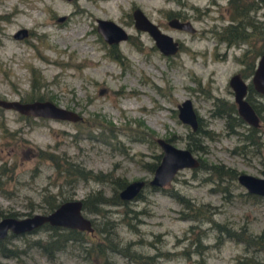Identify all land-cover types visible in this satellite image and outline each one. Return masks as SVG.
Listing matches in <instances>:
<instances>
[{"label": "rangeland", "instance_id": "rangeland-1", "mask_svg": "<svg viewBox=\"0 0 264 264\" xmlns=\"http://www.w3.org/2000/svg\"><path fill=\"white\" fill-rule=\"evenodd\" d=\"M227 3L0 0V97L28 99L39 93L82 116L71 120L26 115L0 105V216L10 211L16 216L43 211L47 192L57 193V198L70 190L71 197H83L96 187L110 192L109 184L92 178H81L70 188L53 161L39 155L40 149L65 154L95 170H111L126 180L149 178L152 171L144 161L161 152L154 139L161 135L191 147L201 162H222L237 171L264 175V145L260 152L251 146L244 154L233 151L242 140L227 131L223 115L214 113L221 104L234 102L229 76L236 70L247 72L245 62L237 57L246 43L226 44L213 31L227 21ZM136 6L181 40L177 51L163 53L148 31L135 27L131 11ZM263 11L258 9L260 16ZM173 12L189 18L195 30L170 25L167 19ZM98 16L114 19L129 36L108 42L96 27ZM20 26L28 33L15 37L13 32ZM33 76L39 82L34 89ZM245 77L250 80L249 74ZM185 97L191 98L201 127L210 129L212 136L191 132L189 123L178 117L176 103ZM258 98L263 101L264 95ZM208 175L209 170L201 166L181 167L166 187L179 190L196 205H213L212 218L222 224L220 229L205 216L189 217L184 201L166 189L147 185L144 198L128 202L129 207L143 209L141 219L131 220L135 226L119 220V237L144 253L170 250L173 254L161 259L162 264H248L243 260L251 254L257 257V250L228 236L224 227L264 231V200L247 199L240 193L246 188L237 179L229 181V192H223ZM106 206L119 219L121 204ZM46 233L37 228L8 235L6 244L20 250L18 255L0 252V264H84L70 245L50 258L30 242ZM112 257V264H141L130 263L128 255L120 252Z\"/></svg>", "mask_w": 264, "mask_h": 264}, {"label": "trees", "instance_id": "trees-1", "mask_svg": "<svg viewBox=\"0 0 264 264\" xmlns=\"http://www.w3.org/2000/svg\"><path fill=\"white\" fill-rule=\"evenodd\" d=\"M227 1V21L222 23L218 28L216 27L213 29V31L216 34L217 39L224 41L226 44L246 43L245 48L237 57L240 61L245 62L246 73L251 75L257 56L264 52V11L263 16H260V13L258 12L260 7L264 9V0ZM170 14L171 13H169V15ZM113 55L118 57L117 52ZM241 72L243 76L247 75L243 70H241ZM37 79V76H33L31 80L32 89L39 85ZM258 95H264V92L262 93L257 90L250 81L248 83L246 98L254 106L259 115L260 123L258 125H253L245 121L237 112L236 104L234 102L221 104L216 110L214 109V113L224 116L227 131L237 133L239 139L242 140L240 143L235 144L232 147V150L235 152L244 154L248 146L253 147L254 152H260L264 145V100H260ZM34 98L44 97L37 93L29 96L28 99ZM198 131L202 134L212 136V131L208 128H202L201 124L198 125L196 130L191 132L194 133ZM166 138L171 140L170 137ZM193 147L200 146L193 145ZM189 148L192 149L191 147ZM38 153L39 155L50 158L53 161L54 168L65 180L64 184L68 185L70 188L74 187L76 181L81 178H92L95 181L109 184L111 188L110 192L106 193L103 188L96 187L88 191L86 195L82 197L83 210L94 214L91 216V223L93 226L91 230L60 224H51L47 221L30 230L33 231L37 228L47 230L45 236L33 237L30 242L50 258H53L58 251L65 250L70 245L72 247L71 250L75 251V253L84 260V264H112L113 252H120L128 255L130 263L134 260L141 264H162L161 259L173 254L170 250L157 249L150 253H144L138 249H134L131 246V241L123 242L117 231L119 220L126 222L130 226H135V223L131 220L134 218L135 220L141 219L139 213L142 212L143 209L129 207L128 202L131 199L144 198L143 192L147 189V185L151 187V189H166L169 194L184 201L185 206L189 209L187 212L189 217L198 219L201 216H205L206 220L211 221L212 226L216 229H220L218 226L222 225L212 218V212L214 210L213 205H209L208 202H202L196 205L195 202L185 199L179 190L170 186L167 188V184L156 185L146 183L136 195L127 199L120 196L119 189L128 180L118 174H114L111 170H95L93 168L85 167L80 162L72 160L65 154L55 153L47 149H40ZM153 156V160L144 161V166L150 171H153L155 164L161 156V152H158ZM197 166L208 169L209 175L207 178L215 181L218 189L223 192H229V181L237 179L236 174L238 171L232 166L226 165L222 162L207 164L200 161ZM70 192H73V190H70ZM70 192L60 198H57V193H45V205L43 211H48L56 206L61 200L71 197ZM240 193L244 194L247 199L264 200V195L256 192L244 190ZM107 204H121L123 211L121 212L119 209V219L112 216V210L106 206ZM13 213V211H10L8 213H2V215ZM184 216L186 217V212L184 213ZM224 231H226L228 236H232L235 239L245 240L246 245H253L257 250V253L255 252L257 257H255V254H251L248 258L243 260V262H247L248 264H264V231L259 233H246L243 229L236 231L231 226L224 227ZM12 234L15 233L8 232L6 236L0 238V252L4 255H18V250H20L17 246L13 247L6 244V237ZM217 240L221 241V236H217Z\"/></svg>", "mask_w": 264, "mask_h": 264}, {"label": "water", "instance_id": "water-1", "mask_svg": "<svg viewBox=\"0 0 264 264\" xmlns=\"http://www.w3.org/2000/svg\"><path fill=\"white\" fill-rule=\"evenodd\" d=\"M132 14L135 26L148 31L157 47L163 53H173L179 49L178 39L174 38L170 32L163 30L155 21L150 19L139 6L133 8ZM96 21L97 29L108 42L117 41L118 39L125 38L127 35L124 27L112 18L98 16L96 17ZM167 21L172 26L189 31H194L196 28L188 18L180 19L177 16H169ZM25 34H27L25 26H20L13 32L15 37H22ZM249 81L252 82L257 90L262 93L264 92V52L257 56ZM228 82L233 90L237 112L248 123L258 125L260 123L259 115L254 106L246 98V79L239 71H235L229 76ZM0 105L34 116L41 115L71 120H77L82 117L78 111L61 105L50 98L20 99L17 97H0ZM177 113L182 121L189 123L192 128L196 127L197 112L190 97H185L178 103ZM155 140L160 145L161 156L155 164L151 176L149 178L137 177L128 180L119 189L121 197L132 198L146 183L156 185L168 184L176 171L181 167L199 165V158L188 146L176 145L170 139L161 135L155 136ZM236 178L245 186L246 190L264 195V175H257L241 170L237 172ZM45 221L51 224L81 229L91 230L93 228L91 215L82 208V197H69L61 200L48 211H35L23 216L13 214L0 216V238L6 236L8 232L21 233L30 231Z\"/></svg>", "mask_w": 264, "mask_h": 264}, {"label": "flooded vegetation", "instance_id": "flooded-vegetation-1", "mask_svg": "<svg viewBox=\"0 0 264 264\" xmlns=\"http://www.w3.org/2000/svg\"><path fill=\"white\" fill-rule=\"evenodd\" d=\"M133 10V9H132ZM131 15H132V17H133V14H132V11H131ZM169 16H177V17H179L180 19H186V17H184L183 15H181L180 13L178 14V13H171ZM189 19V18H188ZM133 24H134V17H133ZM97 25V24H96ZM135 25V24H134ZM124 27V26H123ZM136 27V26H135ZM137 28V27H136ZM125 30H126V28H124ZM139 29V28H138ZM141 29V28H140ZM182 29H184V28H182ZM127 31V30H126ZM27 33H28V30H27ZM129 32L127 31V35H126V37L125 38H127L128 36H129ZM125 38H123V39H125ZM120 39H118L117 41H111V43H116V42H118ZM178 42H179V47H180V44H181V40H179L178 39ZM236 71H239L240 72V74L242 73L240 70H236ZM242 75V74H241ZM243 76V75H242ZM245 79H246V77L245 76H243ZM229 80V79H228ZM246 82H247V89H248V83L250 82L249 80H246ZM233 91V90H232ZM233 99H234V94H233ZM181 101V100H180ZM179 101V102H180ZM179 102H177L176 103V106H177V109H178V103ZM234 103L236 104V101H235V99H234ZM236 106H237V104H236ZM236 109H237V107H236ZM39 116H41V115H39ZM246 121V120H245ZM200 124V118H199V116H198V114H197V125H196V127L195 128H192V126H191V130H196L197 129V127H198V125ZM264 155V154H263ZM199 158V157H198ZM199 160H200V158H199ZM192 167H195V166H192Z\"/></svg>", "mask_w": 264, "mask_h": 264}]
</instances>
